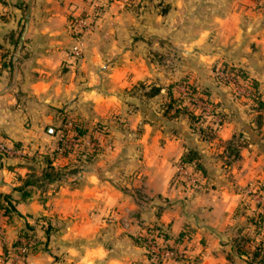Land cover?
Wrapping results in <instances>:
<instances>
[{"label": "crops", "instance_id": "1", "mask_svg": "<svg viewBox=\"0 0 264 264\" xmlns=\"http://www.w3.org/2000/svg\"><path fill=\"white\" fill-rule=\"evenodd\" d=\"M84 6L85 0H0V135L18 148L0 154V192L20 198L9 219L0 209V264H10L25 221L40 242L20 264H152L136 236L153 225L170 242L191 229L184 257L172 264H250L235 254L233 237L240 225L254 235L247 217L261 205L250 203L251 188L230 191L219 168H230L244 149L257 153L252 142L240 145L235 159L227 152L234 132L249 133L245 123L253 124L254 114L246 116L242 101L228 100V88L212 70L226 61L263 79L264 7L254 0L114 1L85 34L82 56L73 62L76 37L68 17ZM20 23L16 46L10 32ZM178 75L206 88L215 102H231L212 137L203 138L187 116L157 108L169 91L178 95ZM139 84L160 90L145 100L130 95ZM66 112L106 123V133H91L102 146L97 159L86 162L58 149L62 134L51 124ZM188 145L198 149L208 181L184 197L170 180ZM45 154L65 174L24 186L30 173L39 174ZM41 216L52 218L46 244Z\"/></svg>", "mask_w": 264, "mask_h": 264}, {"label": "trees", "instance_id": "2", "mask_svg": "<svg viewBox=\"0 0 264 264\" xmlns=\"http://www.w3.org/2000/svg\"><path fill=\"white\" fill-rule=\"evenodd\" d=\"M24 30V24L20 23L19 27L16 31L10 32L11 40L14 42V44L17 46L20 42L21 34ZM16 34V37L14 39L13 35ZM19 41V42H18ZM220 68L223 70H228L232 75H238L242 80H248L250 84L251 89V97L255 105V115L253 118V121L256 122L257 126L262 124V117L264 115V90L260 91L258 90V83L255 78L251 77L243 67L239 65H235L232 63L227 62H221L219 65ZM217 77L218 76L217 74ZM181 85L192 95L198 94L201 99H203L206 103L210 104L211 111L215 115L219 117L218 120V127L224 122L225 115H223V112L220 110H214L213 108L219 105V102H215L211 99H209V91L206 88H199L196 86L193 82H190L188 80H180ZM179 82V83H180ZM160 88L158 86H151L148 88V90L145 91L146 95H154L155 93H158ZM164 107V113L169 112L168 116H179L182 113H185L188 116L189 122L191 123V127L195 130L200 131L203 138H210L214 134V129L209 124H204L205 122V115H203V110L200 112H197L195 110L196 104L193 101H188L186 97H184L183 94L180 92L178 95H173L171 91H169L167 100L165 102ZM227 107V106H225ZM230 109L231 107L228 105L227 107ZM173 111V114H172ZM64 119V116H63ZM66 120V119H65ZM71 124V128L73 130L74 136H81L85 134L87 131L85 127H83L82 122H78L76 119H73V121L69 122ZM100 125V124H99ZM98 125V126H99ZM53 129H55L53 127ZM99 129V128H98ZM62 135L59 138V145L58 149L62 148L64 149L62 154H65L69 151V149H66L65 147H71L70 142L64 140V137H67V134L65 135L64 132L61 133ZM242 133L239 132L238 136H242ZM63 137V138H62ZM66 141V142H65ZM238 145H242L241 143H237ZM234 144L227 145L228 149V157H235L238 155V145L233 146ZM61 149V150H62ZM93 153V152H92ZM91 153V154H92ZM95 153H93L94 155ZM43 167L39 170V174H36L35 172L30 173L28 180L24 182V186L27 184V182H35V180H46L51 181L53 179H56L58 177H61L65 174V170L61 168L55 167L51 161L49 154H45L43 156ZM89 158V157H88ZM91 159V158H90ZM180 161L191 165L195 170L199 171L201 176H205V167L201 161L200 153L198 149L195 147L188 145L186 146V149L181 154V157L179 159ZM229 161V159H227ZM230 162V161H229ZM72 170H75L76 168H71ZM259 185L257 187L260 188V193L263 192L264 196V183L258 181ZM261 183V184H260ZM262 185V187H261ZM23 187V186H22ZM27 194L26 190H24V196ZM20 198L12 196L10 193H2L0 192V209L3 210V214L7 215L8 219L13 213H17V209L15 207V202H17ZM258 205H261L258 203ZM247 220L251 222L254 225V235H250L248 233H244L242 230L244 228L243 225L238 226L236 230V235L233 237V250L236 255L243 256L244 259L250 263V264H264V233H262V227L264 225V208L260 206L259 210L255 214L249 215L247 217ZM37 221H44L45 226L42 228V232L44 235L43 242L46 244L49 240L50 232L52 230V218L47 216H41L37 218ZM155 236L161 237L163 240H165L166 247L171 249L175 253V257L179 260L184 257V252L182 251L185 242L191 238V229L185 228L179 231V233L172 239V242L168 241L170 238L169 234L160 226V225H153L151 227H148L146 229V233L140 236H136V239L138 241H141L145 246H147V240L151 237L154 238ZM258 237V238H257ZM21 239H24L27 247H28V253L35 250L38 242H40V239L37 235V232L35 230V226L33 224H30L29 222L25 221L22 227L19 229L18 237L13 241V246L16 248L17 245L21 243ZM182 246V247H181ZM14 248V250H15ZM151 255H155V264H160L161 258L158 257L157 254H154L151 252ZM228 257L231 258V255H228Z\"/></svg>", "mask_w": 264, "mask_h": 264}, {"label": "rangeland", "instance_id": "3", "mask_svg": "<svg viewBox=\"0 0 264 264\" xmlns=\"http://www.w3.org/2000/svg\"><path fill=\"white\" fill-rule=\"evenodd\" d=\"M223 62H226V61H223ZM227 63H229V62H227ZM220 64H221V62L216 63L213 67V70H212L213 71L212 72L213 77L217 81V84H221L224 87L228 88L227 89V91L229 92V95H228L229 99L228 100L231 99V101H235V102L236 101L237 102L242 101L241 103L245 104L244 105L245 107H243V111L247 114L246 116H249L250 113H253L255 115L256 110L254 109L255 105H254V102H253L252 97H251L252 94H251L250 84L245 83V81H243V80L241 82L237 81L238 84H236V81H233V83L230 84L226 80H224L223 78L217 77L216 70ZM183 78H184L183 76L180 77L178 75L177 78L174 79L175 83L172 82L174 84H176V83L179 84L178 87L176 88V90H177L176 92H178V90H179V92L181 94L183 92L184 87L181 85L180 80H182ZM253 78H255V77H253ZM258 78H260V79L255 78L257 83H258V85H257L258 90L263 91L264 90V75H263V79L259 75H258ZM245 84H247V85H245ZM146 90H148V88L145 87V84H139L138 86L136 85V86L132 87L129 90L130 91L129 94L130 95L139 94L141 96V98L146 99L148 97V95L145 94ZM196 96H199V95L196 94ZM184 97H186V96H184ZM209 99H211L210 96H209ZM160 100H162V99H158V101H160ZM165 102H166V100L162 101L160 104L158 103L157 108L160 107L159 108L160 111L162 109L164 110L163 106L165 105ZM230 104H231L230 101H227L225 103L223 102V103L219 104L218 106L214 107L213 109L215 111L216 110L222 111L223 115H225V119H226V117H227L226 115L229 111V109L227 107ZM225 106H227V107H225ZM197 108H198L197 112H200V108L198 106H197ZM210 108H211V106H210ZM209 112L212 113V111H210V110L208 112L204 111V113H203V115H205V119H206L204 124H206V122H207V124H209L212 127V129H214V131H215L221 125L218 127L215 123L214 117L216 116V118H218L217 115L212 113L215 115L214 116ZM172 114H173V111H172ZM181 115L187 116L185 113H182ZM74 118H76V120L78 122H82L84 125L83 127L86 128L87 131L85 132V134H83V135H85V138L83 137V135H81V136H77L79 139L76 140V136L73 135L74 133H71L72 128H71V124L69 122L70 121L72 122ZM187 118H188V116H187ZM211 118H213V120H211ZM245 124H249L248 125L249 127L247 125L245 127V129L247 128L249 130V133H247V130H246L245 134H243V132L240 131L242 133L241 134L242 136H238V132L237 131L234 132V134L232 135V137L228 141V144L230 142L231 144H234L233 146H235V145L237 146L238 145L237 143H241L243 145L248 144V142L249 143L252 142L254 144L257 143L258 150H257V148H256V150L254 149L255 151H257V153H255L254 151L252 153H250V151L244 149L245 155H243L241 159H238L237 162H235V160H234V163H233V165L230 166V168L226 167V170H224V168H219L221 171L220 174H224L223 176H225L227 178L228 182H230V183H228L230 186L229 187L230 191H232L236 188H239L240 191L242 190L243 192H246L245 190L247 188H251V189H249L248 193L246 192L248 195H251L250 203L252 205H255V203L258 202L261 204V207L264 208L263 192L260 193V188L257 187L259 185L258 181L264 183V124H263V122L259 126H257L256 122H254L253 124H250L247 122ZM51 126L54 127L55 130L60 129L59 133L64 132L65 135L67 134V137H64V138L62 137V138L64 140L70 142L71 147H65V148L69 149V151H74L73 152L74 156H75L74 158H77V159L82 158V159L86 160V162H88L91 160L93 161L100 156L101 150H99V148L100 147L102 148V146L98 145V143H99L98 137L92 136L91 133H95V134L106 133L107 132L106 123H102L100 121H94L93 122L92 120H89V118L86 119V118L82 117L81 115L66 112L64 115V119H62L58 122H54L53 124H51ZM196 131L200 132L198 130H196ZM83 139L87 140V142L85 141V143H84ZM239 147H240V145H238V149H239ZM61 149L62 148L59 149L60 152H63L64 149H62V150ZM92 152L95 154L93 155ZM237 153H238V151H237ZM235 157H233V159H235ZM248 157H249V159H248ZM110 158L112 160L114 157H110ZM42 159H44V158L41 157V160ZM43 161L44 160H42V162ZM74 162L77 163L76 161H74ZM176 162H175V164H176ZM213 168H216V167H213ZM235 168H237L238 171L237 170L233 171ZM210 172H211V170H210ZM104 174H105V170H104ZM130 175H132V173H129L126 176H130ZM207 181H208L207 176L205 175V176H202V178L195 185H193V184L188 185L181 180H178V182L176 184H172V185H174L175 187H179L182 190V191L180 190V192H182L183 196L188 197V196L192 195L195 191H197L199 189L202 190L204 188L205 182H207ZM231 183L233 185H231ZM261 187H262V185H261ZM254 194H256V195H254ZM244 221H245V219H244ZM250 224H252V223H250ZM247 225L251 226V225H249V222L247 223ZM146 251H147L148 255L150 256V259L152 260V264H155L154 263L155 255H151L152 251L147 246H146ZM177 261H178V259L175 258V263ZM172 262H174V261H170L169 263L167 261L163 262V260L161 259L160 264H165V263L172 264Z\"/></svg>", "mask_w": 264, "mask_h": 264}, {"label": "built area", "instance_id": "4", "mask_svg": "<svg viewBox=\"0 0 264 264\" xmlns=\"http://www.w3.org/2000/svg\"><path fill=\"white\" fill-rule=\"evenodd\" d=\"M114 1H121L123 3H126L129 0H85L84 9H82L78 13H71L69 15L68 27L72 34L76 37L75 42L72 44L69 50V56L73 62H76L82 56L83 37L85 36V34H87L93 29L96 21L102 16L109 4ZM254 1L256 6L264 7V0ZM216 73L230 84H232L233 81H236V84H238L237 81H242L240 76L232 75L228 70H223L220 67L217 68ZM245 83L249 84L248 80H245ZM182 94L186 96V99L188 101H193L195 102V104L197 103L195 108L196 111L198 110L197 106L200 108V111L203 110V113L204 111H211L210 105L206 103L203 99H201L199 96L192 95L185 88H183ZM214 119L216 125L218 126L219 117L216 118L215 116ZM211 120H213V118H211ZM78 139L79 138L76 137V140ZM17 151L18 148L11 140H9V138L0 135L1 155H13ZM201 178L202 176L199 171L195 170L191 165L177 160L175 164V170L171 176L170 181L171 184H176L178 180H181L188 185H195ZM147 247H149L154 254H157L158 257L163 260V262L175 261V253L171 249L166 247L165 240H158L157 236H155L154 238L150 237L147 240ZM27 254L28 247L24 239H21V243L16 246L15 250H13L12 254L10 255V264H20V262L25 259Z\"/></svg>", "mask_w": 264, "mask_h": 264}]
</instances>
